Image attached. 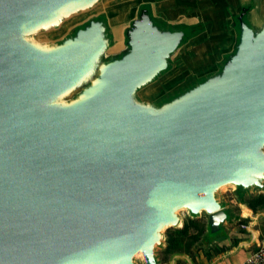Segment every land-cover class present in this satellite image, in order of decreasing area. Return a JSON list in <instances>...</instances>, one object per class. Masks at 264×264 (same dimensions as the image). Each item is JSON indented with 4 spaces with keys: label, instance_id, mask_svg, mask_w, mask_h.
<instances>
[{
    "label": "water",
    "instance_id": "water-1",
    "mask_svg": "<svg viewBox=\"0 0 264 264\" xmlns=\"http://www.w3.org/2000/svg\"><path fill=\"white\" fill-rule=\"evenodd\" d=\"M227 186L264 194V0H0V264H164L183 211L208 250Z\"/></svg>",
    "mask_w": 264,
    "mask_h": 264
},
{
    "label": "crops",
    "instance_id": "crops-1",
    "mask_svg": "<svg viewBox=\"0 0 264 264\" xmlns=\"http://www.w3.org/2000/svg\"><path fill=\"white\" fill-rule=\"evenodd\" d=\"M235 197V196H234ZM241 215V222L231 225L236 237L210 247L194 249L193 260L189 257L179 264H243L252 252L264 242V211L254 212L247 204H240L236 198L230 200ZM200 254L199 257L197 254Z\"/></svg>",
    "mask_w": 264,
    "mask_h": 264
},
{
    "label": "rangeland",
    "instance_id": "rangeland-1",
    "mask_svg": "<svg viewBox=\"0 0 264 264\" xmlns=\"http://www.w3.org/2000/svg\"><path fill=\"white\" fill-rule=\"evenodd\" d=\"M189 1L197 3V0H189ZM204 61H205L204 51L198 50L196 52H193L190 56H188L187 58L184 59L183 65H185V66L183 69L179 68L178 71L180 69H182V71L180 73L182 75L187 74V73H192L197 68L205 65V64H203ZM173 79L174 78H171L170 80L163 82L162 85L160 84L161 88H166V87L172 85ZM160 85L158 88H160ZM233 187L234 186H227V188L224 189L225 196L229 200L235 198L233 195ZM182 215L184 216V218H186L185 222L188 221V213L186 211H183ZM196 221L198 222L196 225H194V224L190 225V233H196V232L198 233L199 232L198 230H200L203 226L205 229L206 224H205V221L203 219L196 220ZM169 231H171V230H169ZM169 231L167 232V234L169 233ZM168 236H169V234H168ZM170 237H172V239H173V245H172L171 251L169 250L168 252L167 251L165 252V250H164L161 252L164 264H179L181 262H185L187 257H189L191 260H193V258L196 257V256L193 257L194 254H191L187 250V245H188V241H189L188 236H186L185 234H181V233L170 232ZM200 254H202V253H198L197 255L199 257H201ZM137 262H138V264H144V260L141 256H139L137 258Z\"/></svg>",
    "mask_w": 264,
    "mask_h": 264
},
{
    "label": "trees",
    "instance_id": "trees-1",
    "mask_svg": "<svg viewBox=\"0 0 264 264\" xmlns=\"http://www.w3.org/2000/svg\"><path fill=\"white\" fill-rule=\"evenodd\" d=\"M247 204L254 212H258L260 210L264 211V194H260V195L252 196L248 198ZM197 223L198 222L196 220L194 221V220L188 219V221L185 222L184 228L180 230L172 229L171 231H169L168 246L165 249V252L166 251L168 252L169 250L171 251L172 249L173 239L172 237H170V232H176V233H181V234H185L186 236H188L189 241L187 245V250L188 252L192 254L194 244L201 238L202 234L205 231L204 226H203L200 230H198L199 231L198 233L197 232L190 233V225L191 224L196 225Z\"/></svg>",
    "mask_w": 264,
    "mask_h": 264
},
{
    "label": "built area",
    "instance_id": "built-area-1",
    "mask_svg": "<svg viewBox=\"0 0 264 264\" xmlns=\"http://www.w3.org/2000/svg\"><path fill=\"white\" fill-rule=\"evenodd\" d=\"M243 264H264V242L259 244Z\"/></svg>",
    "mask_w": 264,
    "mask_h": 264
}]
</instances>
